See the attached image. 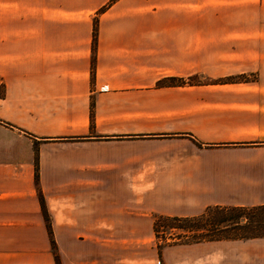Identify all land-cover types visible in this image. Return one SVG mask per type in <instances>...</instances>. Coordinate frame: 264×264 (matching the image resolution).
I'll return each instance as SVG.
<instances>
[{"label":"crops","instance_id":"crops-1","mask_svg":"<svg viewBox=\"0 0 264 264\" xmlns=\"http://www.w3.org/2000/svg\"><path fill=\"white\" fill-rule=\"evenodd\" d=\"M259 204L264 0H0V264H110L109 228L152 264L158 216ZM162 259L264 264V238Z\"/></svg>","mask_w":264,"mask_h":264},{"label":"trees","instance_id":"trees-1","mask_svg":"<svg viewBox=\"0 0 264 264\" xmlns=\"http://www.w3.org/2000/svg\"><path fill=\"white\" fill-rule=\"evenodd\" d=\"M93 40H96V20ZM153 231L156 238H162L164 246L264 238V204L214 205L194 216H158Z\"/></svg>","mask_w":264,"mask_h":264},{"label":"rangeland","instance_id":"rangeland-1","mask_svg":"<svg viewBox=\"0 0 264 264\" xmlns=\"http://www.w3.org/2000/svg\"><path fill=\"white\" fill-rule=\"evenodd\" d=\"M95 20H97V18H94V21ZM224 23H226V22H224ZM224 79H226V80L242 79L243 80L244 76L243 75L230 76V77H226ZM192 81L193 82L196 81V78L189 79V82H192ZM117 231H123V230L118 229V228H109V235H110L109 251H110V256H113V259H110V264H128V263H131L132 262V254L136 258L144 256V252L147 251L148 248L144 247L143 244L138 245V243H129L126 241L114 242V241H117V239L113 238L116 235ZM167 246H170V245L164 246V241L162 240V238L158 239V238H156V236L154 234V238L152 239V242H151V247L153 249H156V253H157V259L156 260L157 261L155 260V262H153L152 264H164L163 259H162V255H163V252ZM56 263L60 264V260H59L58 256L56 257Z\"/></svg>","mask_w":264,"mask_h":264}]
</instances>
